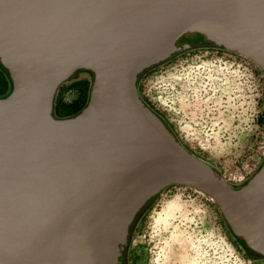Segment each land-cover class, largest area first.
I'll list each match as a JSON object with an SVG mask.
<instances>
[{"label": "water", "instance_id": "water-1", "mask_svg": "<svg viewBox=\"0 0 264 264\" xmlns=\"http://www.w3.org/2000/svg\"><path fill=\"white\" fill-rule=\"evenodd\" d=\"M200 41L264 76V0H0V264H124L139 211L172 185L264 259V158L229 184L137 91ZM74 72L91 75L86 104L55 118Z\"/></svg>", "mask_w": 264, "mask_h": 264}, {"label": "rangeland", "instance_id": "rangeland-1", "mask_svg": "<svg viewBox=\"0 0 264 264\" xmlns=\"http://www.w3.org/2000/svg\"><path fill=\"white\" fill-rule=\"evenodd\" d=\"M74 80L88 85L91 75L74 72L63 87ZM137 91L178 142L229 184L243 182L262 162L264 76L243 58L190 48L141 75ZM59 95L64 102L76 97ZM136 222L134 264H264L247 255L206 196L184 186L165 188Z\"/></svg>", "mask_w": 264, "mask_h": 264}, {"label": "trees", "instance_id": "trees-1", "mask_svg": "<svg viewBox=\"0 0 264 264\" xmlns=\"http://www.w3.org/2000/svg\"><path fill=\"white\" fill-rule=\"evenodd\" d=\"M3 83L0 76V96L5 95L10 89V87L5 88ZM64 83L58 86L52 101V116L59 119L74 116L85 106L90 87V84L87 85L85 80H74L71 84L63 87ZM65 90L76 93V97L71 102L62 101L59 93ZM141 211L142 209L139 212ZM240 244L243 246L241 242Z\"/></svg>", "mask_w": 264, "mask_h": 264}, {"label": "flooded vegetation", "instance_id": "flooded-vegetation-1", "mask_svg": "<svg viewBox=\"0 0 264 264\" xmlns=\"http://www.w3.org/2000/svg\"><path fill=\"white\" fill-rule=\"evenodd\" d=\"M199 47L200 48H204V47H206V45L203 43V42H199ZM3 70H1L0 69V76H1V78H2V81L4 82L3 84H4V87L5 88H8V86L10 87V82H9V79H8V77L7 76H5L4 74H3ZM1 95V94H0ZM144 103H145V105L149 108V109H151L152 110V108H150L149 107V105L144 101V100H142ZM153 111V110H152ZM155 114H157L155 111H153ZM158 115V114H157ZM159 116V115H158ZM160 117V116H159ZM140 214V212L138 213V215ZM136 225H137V222H135V224H134V226H133V228H132V230H131V233H130V237H129V241H128V245H127V249H126V255H125V263L124 264H134V262H135V256H134V254H133V250H132V248H133V246L134 245H132L133 244V237H134V233H135V229H136ZM224 228L226 229V230H228L227 229V226L226 225H224ZM244 247V246H243ZM244 249H245V251H246V253H247V255H251V256H253V258H255L256 260H264L263 258H260V257H258L257 255H255V254H252L251 252H249L245 247H244ZM129 251V252H128ZM119 264H122V262L121 261H119Z\"/></svg>", "mask_w": 264, "mask_h": 264}]
</instances>
